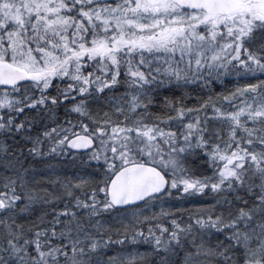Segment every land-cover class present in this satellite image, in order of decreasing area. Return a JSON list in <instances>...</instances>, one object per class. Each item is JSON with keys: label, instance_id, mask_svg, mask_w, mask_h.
I'll use <instances>...</instances> for the list:
<instances>
[{"label": "snow or ice", "instance_id": "obj_1", "mask_svg": "<svg viewBox=\"0 0 264 264\" xmlns=\"http://www.w3.org/2000/svg\"><path fill=\"white\" fill-rule=\"evenodd\" d=\"M0 264H264V0H0Z\"/></svg>", "mask_w": 264, "mask_h": 264}]
</instances>
